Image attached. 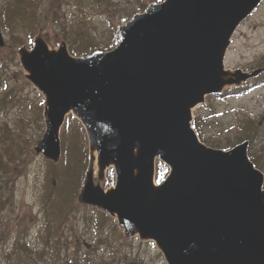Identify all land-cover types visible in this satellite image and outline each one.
Here are the masks:
<instances>
[{
    "label": "water",
    "instance_id": "1",
    "mask_svg": "<svg viewBox=\"0 0 264 264\" xmlns=\"http://www.w3.org/2000/svg\"><path fill=\"white\" fill-rule=\"evenodd\" d=\"M261 1H153L116 26L109 50L75 56L41 33L15 49L43 98L32 153L57 162L64 119H77L87 139L77 200L125 237L152 241L166 264H264V173L248 140L213 148L191 126L208 95L264 70L224 66L232 34ZM157 161L168 171L155 182Z\"/></svg>",
    "mask_w": 264,
    "mask_h": 264
},
{
    "label": "rangeland",
    "instance_id": "2",
    "mask_svg": "<svg viewBox=\"0 0 264 264\" xmlns=\"http://www.w3.org/2000/svg\"><path fill=\"white\" fill-rule=\"evenodd\" d=\"M153 1L161 0H0V264H166L151 241L125 237L114 219L69 196L59 176L49 174L69 165L84 174L87 140L74 117L68 115L60 129L58 162L32 153L44 129L43 98L23 77L15 54L38 32L49 45L65 40L73 55L81 47L110 49L116 26ZM224 66L264 68V0L233 33ZM245 86L207 96L192 124L213 148L248 140V155L264 173V70ZM71 166L66 174L76 180ZM167 170L157 161L155 181ZM105 181L113 182L112 170Z\"/></svg>",
    "mask_w": 264,
    "mask_h": 264
},
{
    "label": "trees",
    "instance_id": "3",
    "mask_svg": "<svg viewBox=\"0 0 264 264\" xmlns=\"http://www.w3.org/2000/svg\"><path fill=\"white\" fill-rule=\"evenodd\" d=\"M89 48H87L86 49V47H81L80 49H77V50H75L74 51V54H77V55H85V54H87V53H89V52H91V51H89L88 50ZM246 85V84H245ZM245 85H243V86H245ZM249 85V84H248ZM247 85V86H248ZM246 87V86H245ZM242 88H244V87H241L240 89H242ZM234 89H229L226 93H230L231 91H233ZM253 127H255V125L253 124ZM62 149H63V145H62ZM255 163V162H254ZM51 165V167H53L54 168V166H55V164L53 165V164H50ZM0 166L2 167V169H4L5 170V165L4 164H2V163H0ZM70 166L71 165H69L68 167H65V168H63V169H61L59 172H55V171H48L49 172V174L50 175H52V174H56L57 176H59V177H57V178H59V180H60V183H59V187L61 188V187H64L65 188V190H67V194L69 195V196H71V197H73V195L74 196H76V194H77V192H78V190H79V186H80V184H81V180H82V172H83V168H81V171L82 172H80V174L78 173V171L76 170V168L74 169L72 166V170H73V172H76V173H78L79 174V177H77V179L76 180H73L72 178H71V175L70 174H66V173H69V169L71 170V168H70ZM67 175V176H66ZM69 175H70V177H69ZM53 178H56V177H53ZM73 180V181H72ZM72 181V183L70 184V182ZM66 194V195H67ZM59 209H60V207H59ZM47 241H48V237L46 238V240H45V244L47 243Z\"/></svg>",
    "mask_w": 264,
    "mask_h": 264
}]
</instances>
